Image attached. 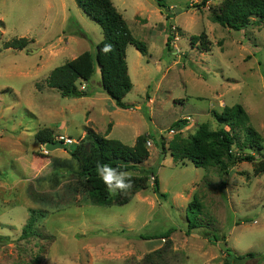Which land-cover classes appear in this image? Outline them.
Returning a JSON list of instances; mask_svg holds the SVG:
<instances>
[{
    "label": "rangeland",
    "instance_id": "obj_1",
    "mask_svg": "<svg viewBox=\"0 0 264 264\" xmlns=\"http://www.w3.org/2000/svg\"><path fill=\"white\" fill-rule=\"evenodd\" d=\"M111 1L147 46L145 56L126 48L127 109L102 90L97 66L89 82L78 83L84 97L64 98L45 83L54 68L93 54L102 40L74 0H0V264H264V173L255 176L253 164L240 160L226 175L174 163L160 145L178 132L190 137L200 124L216 130L211 112L240 105L262 137L255 160L264 158V26L252 21L234 31L212 22L225 0H162L164 10L155 0ZM202 33L208 52L190 41ZM20 38L25 49L4 47ZM179 120L187 123L172 129ZM44 128L75 140L66 148L88 147L87 129L127 146L149 135L148 159L130 171L147 176L148 187L125 205H93L66 149L43 153L35 134ZM193 198L200 212L187 214ZM31 209L44 217L36 235L22 239ZM186 216H197L200 228L189 231ZM166 231L168 238H154Z\"/></svg>",
    "mask_w": 264,
    "mask_h": 264
},
{
    "label": "trees",
    "instance_id": "obj_2",
    "mask_svg": "<svg viewBox=\"0 0 264 264\" xmlns=\"http://www.w3.org/2000/svg\"><path fill=\"white\" fill-rule=\"evenodd\" d=\"M77 7L94 21L102 30V40L96 44L94 53L85 51L74 59L54 68L47 76V87L56 89L62 97L78 98L86 96L85 91L78 88V83L89 82L94 75L95 66L100 74V86L102 90L114 101L115 106L127 109L123 99L131 91L133 84L128 75L126 63V48L133 46L141 55L147 54V46L136 39L129 30L124 18L116 10L111 0H74ZM157 6L164 10L162 0H155ZM207 0H202L200 5H205ZM200 5H195L198 7ZM211 20L222 27L239 31L245 29L252 21L264 26V0H225L217 9L211 12ZM171 36L167 37L166 46L169 47ZM191 44H198L203 52H208V40L204 33L190 38ZM28 40L20 38L6 42V49L23 50L27 47ZM212 117L218 125V129L211 130L207 124H200L193 135L182 138L180 132L176 133L167 147L161 138L162 151H169L174 163L188 161L196 168L218 167L220 173L226 175L228 169L240 161L253 164L255 176L264 173V158L256 162L253 154L260 153L263 149L262 137L249 124L246 111L240 106H224L221 112L212 111ZM186 120L173 123L172 129L179 130L185 126ZM241 135V136H240ZM242 137V139H240ZM86 138L89 140L88 147L83 144H74L71 148H64L69 153L74 163L73 172L79 179V185L86 193L93 205L108 207L112 205H125L129 202L130 195L145 190L147 176H133V187L126 192L110 194L98 173L99 165H109L120 171H132L136 166L144 163L149 152L146 147L149 135L136 137L133 146H127L116 139L100 136L92 129L86 130ZM35 139L39 144L52 143L55 138L51 129L44 128L36 132ZM233 147L238 151H249L237 158ZM256 152V153H255ZM154 178V192L159 193L158 180ZM165 197L164 194H159ZM201 205L193 198L187 206V214L200 212ZM43 212L29 211V218L22 229L21 238L28 239L36 235L35 224ZM188 220V230L198 229L200 226L194 221ZM170 231L162 232L154 238L165 239ZM1 240L3 238H0ZM226 256L230 254L225 249ZM252 258L253 254H247ZM245 256V257H246ZM238 258H241L238 257ZM225 264H228L225 262Z\"/></svg>",
    "mask_w": 264,
    "mask_h": 264
},
{
    "label": "clouds",
    "instance_id": "obj_3",
    "mask_svg": "<svg viewBox=\"0 0 264 264\" xmlns=\"http://www.w3.org/2000/svg\"><path fill=\"white\" fill-rule=\"evenodd\" d=\"M98 173L108 192H126L133 187V174L128 171H120L109 165H99Z\"/></svg>",
    "mask_w": 264,
    "mask_h": 264
},
{
    "label": "built area",
    "instance_id": "obj_4",
    "mask_svg": "<svg viewBox=\"0 0 264 264\" xmlns=\"http://www.w3.org/2000/svg\"><path fill=\"white\" fill-rule=\"evenodd\" d=\"M188 120H189V118H187ZM171 132H173V131H171ZM54 142H60V143H62V145L63 146H70V145H72L73 143H76L75 142V140H72V139H70L69 137H67V136H63V135H59V136H57V137H55V140H54ZM48 143H45V144H40L41 145V148L43 149V153L44 154H48V150L46 149V145H47ZM151 145V143L148 141L147 143H146V146L148 147V146H150Z\"/></svg>",
    "mask_w": 264,
    "mask_h": 264
},
{
    "label": "water",
    "instance_id": "obj_5",
    "mask_svg": "<svg viewBox=\"0 0 264 264\" xmlns=\"http://www.w3.org/2000/svg\"><path fill=\"white\" fill-rule=\"evenodd\" d=\"M46 149L49 152H53L55 150H63L64 149V146L60 142H52V143H48L46 145Z\"/></svg>",
    "mask_w": 264,
    "mask_h": 264
},
{
    "label": "crops",
    "instance_id": "obj_6",
    "mask_svg": "<svg viewBox=\"0 0 264 264\" xmlns=\"http://www.w3.org/2000/svg\"><path fill=\"white\" fill-rule=\"evenodd\" d=\"M159 10H162V9H160L159 8ZM42 50V49H41ZM53 51H55V50H53V48L51 47V48H49V52H48V55L49 56H51V54H53ZM74 59V58H73ZM137 137V136H136ZM136 137H135V139H136Z\"/></svg>",
    "mask_w": 264,
    "mask_h": 264
}]
</instances>
